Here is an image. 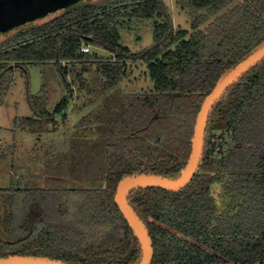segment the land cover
<instances>
[{"label":"trees","instance_id":"trees-1","mask_svg":"<svg viewBox=\"0 0 264 264\" xmlns=\"http://www.w3.org/2000/svg\"><path fill=\"white\" fill-rule=\"evenodd\" d=\"M89 2L42 25L32 21L12 29L28 27L0 43V105L16 70L11 63L17 70L53 63L67 88L94 93L84 76L91 74L106 94L125 80L127 62H140L153 89L119 90L117 105L110 98L92 119L84 115L72 129L68 96L49 112L44 91L27 94L32 115L18 127L47 136L43 179L18 178L1 191L7 239H0V259L138 264L139 240L115 202L119 182L141 175L179 177L205 99L264 45V0H174L178 13L189 18L187 29L175 25L163 0ZM123 19L154 20L152 45L136 53L122 45ZM82 45L109 55L81 52ZM5 156L0 154V161ZM213 185L231 201L221 217ZM127 199L150 238V264H264V59L215 102L189 183L177 191L140 187ZM32 210L35 217L29 220Z\"/></svg>","mask_w":264,"mask_h":264},{"label":"rangeland","instance_id":"rangeland-1","mask_svg":"<svg viewBox=\"0 0 264 264\" xmlns=\"http://www.w3.org/2000/svg\"><path fill=\"white\" fill-rule=\"evenodd\" d=\"M87 1H90V4H102L113 0H81L78 3ZM163 1L169 6L175 25L187 29L189 23L187 15L178 13L174 5V0ZM60 13L61 11H58L46 15L34 21L33 26L42 25L57 17ZM153 21L121 20L119 27L120 43L127 46L133 53L150 47L153 41ZM27 28L25 26L9 31L8 33L1 32L0 43L12 38ZM82 47L88 49V54H96L99 56L109 55L107 52L89 45H82ZM11 65L16 70L11 75L12 84L0 105V154L3 153L6 155L5 159L0 161L1 240L7 239L2 229L6 214L5 198L1 191L8 188L11 183L15 184L18 178L22 182L26 179L41 182L43 179V148L47 136H34L22 132L18 127V123L22 118L31 117L32 115L26 101L28 93L31 96H35L44 91L47 97V110L49 112H52L63 97L68 96L69 101L66 112L67 127L72 129L74 124L82 116L89 115L92 119L93 114L96 111L99 112L102 110V106L107 105V101L111 100L114 94L117 95L119 90L123 93H136L148 92L153 89V83L149 79L146 65L140 62H127V76L125 80L106 94H102L97 88V80L91 74L85 73L84 76L88 80V85L95 87L94 93H89L87 88L81 89L80 91L76 90V86L70 82L71 74H68L66 82L70 83L72 87L67 88L68 86L64 83L63 77L53 63L37 62L34 64H26L18 70L15 68V63H11ZM75 68H79V65L76 64ZM116 101L117 96L114 97V105H117L115 104ZM58 128L64 129L61 119H58ZM94 137L96 138V136ZM212 193L217 205L218 217L226 215L229 210L230 199L223 196L220 185H213ZM34 217L35 212L32 210L28 214V219L33 220Z\"/></svg>","mask_w":264,"mask_h":264},{"label":"water","instance_id":"water-1","mask_svg":"<svg viewBox=\"0 0 264 264\" xmlns=\"http://www.w3.org/2000/svg\"><path fill=\"white\" fill-rule=\"evenodd\" d=\"M81 0H0V33L12 30L27 22L45 17L51 12L67 9ZM264 59V45L232 69L207 96L198 114L193 137L192 152L185 170L175 179H166L152 175L125 178L119 182L115 202L129 226L134 231L141 246V258L138 264H150L152 246L148 233L131 208L127 196L140 187H161L177 191L189 183L196 172L202 156L206 123L212 107L226 89L243 73ZM0 264H65L59 261L30 257H9L0 259Z\"/></svg>","mask_w":264,"mask_h":264},{"label":"flooded vegetation","instance_id":"flooded-vegetation-1","mask_svg":"<svg viewBox=\"0 0 264 264\" xmlns=\"http://www.w3.org/2000/svg\"><path fill=\"white\" fill-rule=\"evenodd\" d=\"M72 6H74V5H72ZM62 10H64V9H61V10H58V11H62ZM58 11H56V12H58ZM51 13H55V12H51ZM51 13H49V14H51ZM48 14V15H49ZM37 20V19H36ZM36 20H34V21H36ZM28 23V22H27ZM9 31H11V30H8V31H6V32H3V33H8ZM2 33H0V35H1Z\"/></svg>","mask_w":264,"mask_h":264},{"label":"built area","instance_id":"built-area-1","mask_svg":"<svg viewBox=\"0 0 264 264\" xmlns=\"http://www.w3.org/2000/svg\"><path fill=\"white\" fill-rule=\"evenodd\" d=\"M80 51L81 52H84V53H87L88 52V49L87 48H84V47H81Z\"/></svg>","mask_w":264,"mask_h":264}]
</instances>
